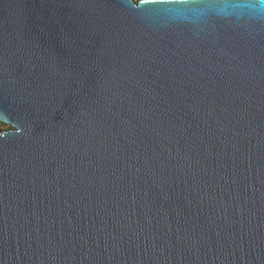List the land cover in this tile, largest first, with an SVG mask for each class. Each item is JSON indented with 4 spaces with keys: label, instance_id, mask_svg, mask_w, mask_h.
<instances>
[{
    "label": "water",
    "instance_id": "water-1",
    "mask_svg": "<svg viewBox=\"0 0 264 264\" xmlns=\"http://www.w3.org/2000/svg\"><path fill=\"white\" fill-rule=\"evenodd\" d=\"M188 19L0 0V264H264V13Z\"/></svg>",
    "mask_w": 264,
    "mask_h": 264
},
{
    "label": "clouds",
    "instance_id": "clouds-1",
    "mask_svg": "<svg viewBox=\"0 0 264 264\" xmlns=\"http://www.w3.org/2000/svg\"><path fill=\"white\" fill-rule=\"evenodd\" d=\"M160 2L169 5L175 20L186 23L192 22L188 19L189 13L197 19L212 14L221 20H230L234 17L243 19L248 12L264 13V0H160Z\"/></svg>",
    "mask_w": 264,
    "mask_h": 264
},
{
    "label": "rangeland",
    "instance_id": "rangeland-1",
    "mask_svg": "<svg viewBox=\"0 0 264 264\" xmlns=\"http://www.w3.org/2000/svg\"><path fill=\"white\" fill-rule=\"evenodd\" d=\"M3 125V126H2ZM1 126H0V129L2 128V127H4V128H6V125H4V124H2Z\"/></svg>",
    "mask_w": 264,
    "mask_h": 264
},
{
    "label": "trees",
    "instance_id": "trees-1",
    "mask_svg": "<svg viewBox=\"0 0 264 264\" xmlns=\"http://www.w3.org/2000/svg\"><path fill=\"white\" fill-rule=\"evenodd\" d=\"M2 124H0V126H1ZM3 126V125H2ZM6 128H7V126H6Z\"/></svg>",
    "mask_w": 264,
    "mask_h": 264
}]
</instances>
